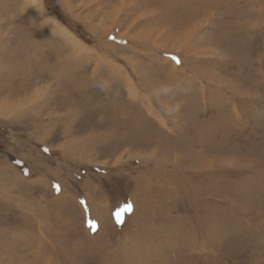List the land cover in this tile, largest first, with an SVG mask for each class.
Instances as JSON below:
<instances>
[{"label": "rangeland", "instance_id": "obj_1", "mask_svg": "<svg viewBox=\"0 0 264 264\" xmlns=\"http://www.w3.org/2000/svg\"><path fill=\"white\" fill-rule=\"evenodd\" d=\"M0 87V264H264V0H0Z\"/></svg>", "mask_w": 264, "mask_h": 264}, {"label": "bare ground", "instance_id": "obj_2", "mask_svg": "<svg viewBox=\"0 0 264 264\" xmlns=\"http://www.w3.org/2000/svg\"><path fill=\"white\" fill-rule=\"evenodd\" d=\"M176 2V1H175ZM189 3V2H188ZM163 5H164V3H163ZM162 7V6H161ZM38 9L39 10H41L43 13H45L46 12V10L44 9V7H43V5L41 4V3H39L38 4ZM200 10V9H199ZM204 11V10H203ZM198 13V12H197ZM114 18V17H113ZM195 18V17H194ZM29 29H31L30 27H29ZM27 37V36H26ZM28 41H29V38L27 39ZM29 50V52L32 54V57H36V58H38V59H46V58H49V57H51L52 56V54L53 53H49V52H47L48 50H53V48L54 47H52V46H50L49 44H48V46L42 41V43H41V40H40V42H39V45H38V47H36V48H30V47H27ZM35 62V61H34ZM27 63V62H26ZM29 63V62H28ZM35 64V63H34ZM21 67V66H20ZM31 67V66H30ZM29 67V68H30ZM19 69V68H18ZM8 71V70H7ZM48 71V70H47ZM49 72V71H48ZM4 73V72H3ZM28 73V72H27ZM8 74V73H7ZM11 76V75H10ZM67 77L68 75L66 74V75H61V77H60V79H62V78H64V77ZM4 77V76H3ZM6 77V76H5ZM4 77V78H5ZM10 78V77H9ZM6 79V78H5ZM60 79L57 81L58 82V85H59V87L61 86V82L62 81H60ZM75 79V78H74ZM10 81V80H9ZM7 82V81H6ZM25 82V81H24ZM4 83H5V81H4ZM29 87H31V84H29V85H27V88L29 89ZM1 88V87H0ZM23 89H24V87H23ZM1 90V89H0ZM25 90V89H24ZM3 91V90H2ZM13 91V90H12ZM26 91V90H25ZM39 92V91H38ZM37 92V93H38ZM33 95V94H32ZM26 98V97H25ZM35 99V98H34ZM6 101V100H5ZM26 102V101H25ZM32 102V101H31ZM24 104V103H23ZM27 104H28V102H27ZM19 105H21L20 103H19ZM25 105V104H24ZM23 105V106H24ZM1 111H2V109H0ZM0 111V114H2V112ZM7 114V113H6ZM3 115V114H2ZM5 115V114H4ZM1 116V115H0ZM137 122H138V120H137ZM139 123V122H138ZM137 123V124H138ZM136 124V125H137ZM146 124V123H145ZM219 124V121H216L215 123H214V125H218ZM139 125V124H138ZM137 125V126H138ZM143 125H144V123H143ZM125 126H127V125H125ZM140 126V125H139ZM145 126V125H144ZM127 127H129V126H127ZM148 127V126H147ZM132 128V127H131ZM134 128H136L135 126H134ZM227 128V126H225L224 127V130ZM140 129H142V128H140ZM137 130V129H136ZM153 130V129H152ZM201 132H203V134H208L210 131H211V128L210 127H207L205 124H203L202 126H201ZM103 134V133H102ZM107 134V133H106ZM108 134H109V132H108ZM141 134V133H140ZM111 135V134H110ZM109 135V136H110ZM144 135V134H143ZM148 134H146V136H147ZM103 136V135H102ZM225 136V135H224ZM102 138V137H101ZM104 139V138H103ZM102 140V139H101ZM120 156V155H119ZM9 171V170H8Z\"/></svg>", "mask_w": 264, "mask_h": 264}, {"label": "snow or ice", "instance_id": "obj_3", "mask_svg": "<svg viewBox=\"0 0 264 264\" xmlns=\"http://www.w3.org/2000/svg\"><path fill=\"white\" fill-rule=\"evenodd\" d=\"M172 59L175 60L176 63H179V61L175 57H173ZM121 211L122 212H131L132 211V205L125 206V208L122 209ZM115 221H116V224L118 226L123 223V219H122L121 212H117L115 214ZM88 226H89V228H90L91 231H93V232L96 231V225H95L94 222L90 223Z\"/></svg>", "mask_w": 264, "mask_h": 264}, {"label": "clouds", "instance_id": "obj_4", "mask_svg": "<svg viewBox=\"0 0 264 264\" xmlns=\"http://www.w3.org/2000/svg\"><path fill=\"white\" fill-rule=\"evenodd\" d=\"M178 107H179V106H177V110H178Z\"/></svg>", "mask_w": 264, "mask_h": 264}]
</instances>
